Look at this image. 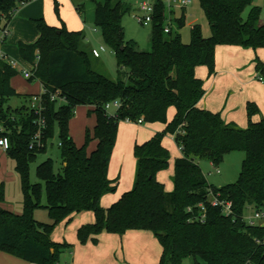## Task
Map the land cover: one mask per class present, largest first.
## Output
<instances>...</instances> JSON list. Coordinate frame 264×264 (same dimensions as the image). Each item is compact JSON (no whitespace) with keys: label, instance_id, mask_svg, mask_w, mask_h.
I'll return each mask as SVG.
<instances>
[{"label":"trees","instance_id":"16d2710c","mask_svg":"<svg viewBox=\"0 0 264 264\" xmlns=\"http://www.w3.org/2000/svg\"><path fill=\"white\" fill-rule=\"evenodd\" d=\"M210 25L205 38L197 25L192 26L191 42L180 35L165 33L166 4L157 0L152 32V50L141 52L127 41L122 27L121 0L96 4L95 26L105 44L117 58L119 78L112 80L96 72L89 51L82 48L83 31H69L49 26L44 19L35 21L40 33L33 45L20 44L21 57L34 64L30 82L38 81L46 89L44 99L47 128L42 131V147L31 148L39 132L36 116L29 107L33 96H20L11 85L18 71L0 64V123L8 137L9 158L16 162V172L24 195L23 213L0 206V252L30 264H60L62 255L73 250L67 242H55L58 225H68L77 214L93 212L95 222L78 229L82 245L104 233L125 235L128 231L153 233L163 249L160 264H264V225H250L249 210L264 212V120L255 103L247 104L248 127L227 124L220 113L199 107L206 95L205 83L196 69L206 66L215 75L216 47L239 46L255 51L264 48V23L261 10H253L249 19L243 13L252 0H198ZM24 0H0V26L6 29ZM58 5V3H57ZM79 12L83 15L81 8ZM179 28L185 19L176 20ZM95 58V57H94ZM256 71L264 81V63L257 58ZM59 92L62 101H52ZM13 99L22 106H9ZM121 107L110 114L108 105ZM28 104V105H27ZM5 106H8L5 109ZM92 107L96 116L94 138L87 131L86 141L78 147L70 133V123L78 107ZM171 108L176 115L168 123ZM142 124L164 123L167 129L148 142L136 144V177L132 190L124 193L109 208L102 199L115 194L119 181L110 180L109 170L117 144L119 126L124 121ZM58 130L63 174H56L48 159L37 168L44 182L47 203L42 204L43 185L31 183L30 165L45 153ZM170 134L182 150L175 162L172 178L174 191L168 193L158 174L170 165V152L163 137ZM97 142L89 152L90 144ZM243 151L246 158L238 181L223 188L212 186L198 161L217 166L225 155ZM211 194L232 204V214L210 203ZM5 191L0 184V205ZM201 205L206 218L200 221ZM48 210L52 224L35 219L37 209Z\"/></svg>","mask_w":264,"mask_h":264},{"label":"rangeland","instance_id":"374dc122","mask_svg":"<svg viewBox=\"0 0 264 264\" xmlns=\"http://www.w3.org/2000/svg\"><path fill=\"white\" fill-rule=\"evenodd\" d=\"M49 7V19L51 23H58L61 27L64 26V22L61 18V13L73 10L74 14L80 16L75 7L72 4H65V0H50ZM72 1V0H71ZM83 1V0H81ZM123 8L122 17V27L125 31V36L127 41H132L135 43L138 51L150 52L152 50V32L153 24L143 25L139 21V16H143V13L139 11L142 4H150L155 6L157 0H121ZM163 1V0H162ZM181 1V0H177ZM164 2V1H163ZM58 3V5H57ZM165 16L170 17V11L167 7L166 2ZM260 9V22L264 23V0H252L251 4L246 8L243 13V18L248 20L252 11ZM174 10L175 18H184L185 25L179 28L176 20L172 22V29L174 35H180L182 41L185 44L191 42V30L193 25L200 27L202 35L205 38L211 36V28L208 19L199 3L198 0H191V3L187 8L176 7ZM53 21V22H52ZM64 23V24H62ZM82 23V22H81ZM56 27V26H54ZM3 26H0V39L3 37ZM86 34V39L82 44L84 50L89 51L92 54L93 49H100L102 46L106 48L105 52H101V58L92 57L93 68L96 72L109 77L112 80H117L119 78V66L117 62L116 55L114 51L109 48L102 37V33L96 28L95 23H87L84 25L83 29ZM10 37V34H9ZM233 50H243L248 54H256L255 58L258 57L264 63V48L257 51L253 49H246L239 46H229V45H219L216 47V65L215 71L217 72V78L220 80L219 84L214 88L213 81L215 80L214 75H210V71L206 66H199L196 69V74L199 78L203 80L205 86L208 90V94L205 96L204 101H212L215 103L210 104L212 109L217 113H220L222 119L227 124H236L239 128L246 129L248 127V114L247 109H237L229 110V104L227 105L226 99L229 95V90L232 93H238L241 96L242 93L249 94V90L246 88L242 90L241 82L239 79H233L231 75L227 72L229 69L228 58L229 52ZM254 65V64H253ZM251 65V67H253ZM249 70L250 67H246ZM22 68H19V75L13 79V83L17 90L23 91L24 93H33L34 96H39L41 91V85L39 82L35 81L33 83H28L27 78L21 73ZM253 72V81L264 87L263 78ZM211 92V93H209ZM259 108V114L253 117V120H258L264 118V100L261 104H256ZM13 109H17L22 106V102H12L9 104ZM8 106H5L7 109ZM93 110L89 107H78L75 111L74 118L70 123V133L78 147H82L86 141L87 131L90 130L92 138H94V128L96 126L97 120L94 114L90 111ZM115 111L110 110V114H114ZM176 115V110L171 108L168 113V123H171ZM167 129V124L164 123H150V124H138L133 122L124 121L119 126L118 139L113 154L112 164L110 167V178L119 179V188L117 192L113 195L107 197L109 200L119 199V197L132 190L136 177L137 161L134 155V150L136 144H144L151 140L158 134H163ZM97 142L94 140L89 147V152L96 149ZM163 144L170 152L171 160L169 167L161 171L158 174V180L165 185V189L168 193L174 191V185L172 178L175 170V160L181 157V150L178 148L177 144L174 142L170 134H165L163 137ZM246 158V154L243 151H235L225 155L224 159L217 165L213 166L208 161H198L201 168L203 169L208 182L216 187L223 188L228 185L234 184L238 181L240 173L242 171V165ZM48 159L54 162L55 173L63 174V160L60 148V142L58 138V130L56 131L55 138L50 140L48 143V148L45 153H41L37 156L36 160L30 165V180L31 183H40L43 185L42 194V204L43 206L47 203V197L44 187V182H42L37 175V168L40 164L44 163ZM0 184H3L5 191V203L12 209L13 213L16 215H22L23 213V202L24 195L21 187L20 178L16 172V162L15 160L9 158L7 152L0 149ZM114 200V201H117ZM254 210H249L246 213V220L249 222V218L253 217ZM35 219L39 223L52 224L53 221L49 216V212L44 207L39 208L35 212ZM91 222H87V221ZM95 221V215L93 212H85L77 214L73 220L68 224H60L57 226L54 232V240L67 242L73 245L72 240L78 241V227L84 223H92ZM258 223V221H256ZM76 238V239H75ZM79 242V241H78ZM79 244L82 245L80 242ZM120 244V243H119ZM122 247V246H121ZM74 254H76V248L74 247ZM82 250V249H80ZM123 252L122 249L120 250ZM82 251H78L76 255V262H81V260H98L106 258V254L102 255L97 253L93 249H86L83 259H81ZM96 255V256H95ZM103 257H101V256ZM70 257V255H67ZM67 257V258H68ZM131 257V256H130ZM65 258V257H64ZM63 258V259H64ZM132 258V257H131ZM120 260H122V255H119ZM126 259V257H125ZM70 260V259H68ZM129 260V259H128ZM72 261V259L70 260ZM160 264V262H158ZM185 264H192V261L188 259Z\"/></svg>","mask_w":264,"mask_h":264},{"label":"crops","instance_id":"0c3cea01","mask_svg":"<svg viewBox=\"0 0 264 264\" xmlns=\"http://www.w3.org/2000/svg\"><path fill=\"white\" fill-rule=\"evenodd\" d=\"M105 1L106 0H83V1L65 0V4L69 3L71 5L73 3L72 7L73 6L75 7L76 12L80 16L78 15L76 16L73 10L67 11L65 13L63 12L61 13V18L65 24L64 23L62 24H64L69 31H73V32L83 31L84 25H86L88 22L95 23L96 4L98 3L103 4ZM50 3H51L50 0H24L23 3H20L18 5V9L15 15L13 16V18L7 24V27H6V29L8 30L10 34V37L8 35L5 43L1 47L3 52L7 55L9 59L17 60L18 62L21 63L23 67H26L27 69L32 70V71L34 70V64H30L29 62L25 61L21 57L20 44L33 45L38 41L40 37V33L37 30V26L35 23V21L37 20L44 19L49 26H52V27L56 26V28H60V29L62 28L60 24L57 25L58 23L56 24L51 23V20L48 17ZM79 8H81L83 15H81V13L79 12ZM174 15H175L174 10H171L169 18L171 19L172 22L174 20L179 19V18L174 19ZM172 32H173V29H172ZM93 50H97V49H93ZM229 54H230L228 58L229 69L227 72L229 73V75L233 77V79L235 78L239 79V81L241 82L242 90L247 88L250 91L249 94L242 93L241 96H239L238 93H232V91L229 90V95L227 96V99H226L227 105L229 104V110L230 111L237 110V109L241 110L243 108L245 109V107L247 109L248 103L261 104L262 100H264V87H262L263 85L261 86L260 84H257L256 81H253V77H254L253 72L255 71V67H256L255 61L258 57L255 58L256 54H248L247 52H243V50H233V51L231 50ZM251 65H253V67H251ZM246 67L248 68L250 67V69L246 70L247 69ZM18 73H20L19 70H18ZM256 74L258 73L256 72ZM214 76L215 77L217 76V72ZM219 81L220 80L216 77L215 80L213 81V84H212L213 87L211 88V92L214 91V88L219 84ZM27 82L30 84L33 83V82H30L28 78H27ZM11 85L15 89L16 93L20 96H23V97L24 96H28V97L34 96L33 93H24L23 91L17 90L16 86L13 83V80L11 81ZM40 85H41L40 94H43L46 91V89L43 87L41 83ZM205 89H206V95H207L208 90L206 86H205ZM204 98L201 100L199 107L202 109L209 110L213 113H217L214 109H212L210 105V104L215 105V103L212 101L206 102L204 101ZM13 101L22 102V100L20 99H13L10 103H12ZM89 108H92V107H89ZM261 120H264V118L262 117L254 121L260 122ZM141 125H144V124H141ZM172 138L175 142V139L173 136ZM181 157H183L182 150H181ZM211 165L213 164L211 163ZM174 166H175V163H174ZM109 178H110V175H109ZM110 180L119 181V179H111V178ZM109 196L110 195H107L102 199L101 204L104 208L111 207L114 203H116L121 198L120 196L118 200L114 198L113 200H110V199L108 200L107 197ZM114 200H117V201H114ZM0 206L5 210L13 212L12 209H10L6 205V203L1 204ZM254 214H256V212ZM247 218H252V217H247ZM87 222H91V221L88 220ZM258 223L264 225V223L262 222H258ZM62 224H66V223H62ZM87 224H91V223H84L80 225L78 229L81 226L87 225ZM53 238H54V234L52 236V239ZM96 240H97L96 243L90 241L89 243L86 244V246H81L78 242L79 240L77 241V239L72 240L73 249L74 247L76 248L75 250L76 254L73 253L74 250L70 252L69 251L65 252L61 257L60 264H158V262H160V259L163 253V249L161 245L159 244L157 239L154 237L153 233L149 231H128L123 236L104 233L96 237ZM53 241L55 240L53 239ZM55 242H61V241H55ZM86 249H93L96 252V255H98L97 253H99L102 255L106 254L107 256L106 258L98 259V260H91V261L84 260L83 258L86 255L85 253ZM121 249L123 251L122 253L120 251ZM78 251H82L81 259L83 260H81V262H76V255ZM67 255H70V257H68ZM119 255H122V260L118 259ZM68 259L70 260L72 259V261ZM0 264H30V263H27L24 260L14 257L12 255L0 252Z\"/></svg>","mask_w":264,"mask_h":264},{"label":"built area","instance_id":"2783aa9c","mask_svg":"<svg viewBox=\"0 0 264 264\" xmlns=\"http://www.w3.org/2000/svg\"><path fill=\"white\" fill-rule=\"evenodd\" d=\"M164 3H168L167 7L169 9V11L173 10L176 7L179 8H187V6L191 3V0H181L178 1L177 0H163ZM139 11L141 13H143V16H139V21L143 24V25H149V24H153V20H154V14H155V6L150 5V4H142L139 8ZM172 31V21L169 17H167L166 20V28H165V33L166 34H170ZM9 35V32L7 29H4L3 31V37L0 39V64L2 62L8 64L12 69L14 70H19V68H22L21 73L28 79H30L34 73L32 70L27 69L26 67H23L21 65L20 62H18L17 60H13V59H9L7 57V55L3 52L2 50V45L5 43L7 37ZM106 48L105 47H101L99 50H93L92 54L94 55L95 58H100L101 56V52H105ZM46 93V91L44 92ZM43 94L39 95V96H33L32 99L30 100L29 103V107L31 109V111L34 113V115L36 116V126L38 127L39 132L34 136V142L31 144V148L38 146V147H42V131L45 130L47 128V119L45 117V111H46V107H45V103H44V99H43ZM56 100H61L60 96H59V92H56L55 94L52 95V101H56ZM121 107L120 104L115 103L114 105H108L107 109L110 110H117ZM130 122V121H128ZM138 124H142V120L138 121ZM6 132L4 124L0 123V134H4ZM10 141L8 139V137H0V149L7 152L10 149ZM210 203L212 206L214 207H218V206H222L224 208V213L227 216H230L232 214V204L230 202H226V201H221L218 196H215L214 194H211L210 197ZM201 217H200V221L204 222V219L206 218V207L204 205H201ZM258 222H262L264 223V213L263 212H259L256 213L254 217L249 218V224L250 225H255V224H259Z\"/></svg>","mask_w":264,"mask_h":264}]
</instances>
